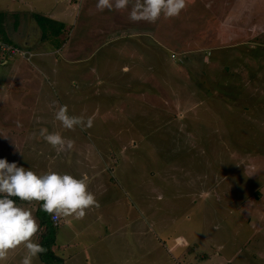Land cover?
Wrapping results in <instances>:
<instances>
[{"label": "rangeland", "instance_id": "374dc122", "mask_svg": "<svg viewBox=\"0 0 264 264\" xmlns=\"http://www.w3.org/2000/svg\"><path fill=\"white\" fill-rule=\"evenodd\" d=\"M135 2L98 10L96 0H72L71 8L68 0H0V13L5 29L13 30L20 15L62 21L67 11L64 25L55 21L67 28L57 44L67 43L63 51L78 45L85 56L95 51L87 54L89 65L103 60L108 72L97 76L107 81L106 99L89 111L97 107L108 119L109 113L133 114L107 120L101 137L128 138L140 147L133 165L138 177L146 172L149 178V249L158 245L167 252L168 264H222L229 258L230 264H264V0H185L177 16L153 23L128 19ZM34 30L30 39L45 44ZM14 40L11 46L31 51ZM134 51L148 57V73H118ZM59 65L68 82L81 78L76 69L83 65ZM145 74L149 88L142 92L134 86ZM5 75L0 72V79ZM142 112L149 117L141 118ZM146 143L145 171L139 163ZM111 159L116 168L123 162L118 153ZM179 240L183 246L171 249ZM22 253V245L10 250L3 264H18Z\"/></svg>", "mask_w": 264, "mask_h": 264}, {"label": "crops", "instance_id": "0c3cea01", "mask_svg": "<svg viewBox=\"0 0 264 264\" xmlns=\"http://www.w3.org/2000/svg\"><path fill=\"white\" fill-rule=\"evenodd\" d=\"M68 1L67 4L71 8L72 0ZM32 15L30 13L25 16L20 15L18 22L13 21L11 28L13 30H6L4 24L2 25L4 34L10 42L14 39L21 40V46L31 50L35 63L29 66L20 64L14 59L10 61L0 59V72L6 74V78L0 79V158L29 168L38 175L54 171L80 178L85 174L87 190L93 194L96 201L95 206L85 210L82 218L58 217L56 227L51 223V215L40 210L39 202H20V206L29 210L39 225L38 232L34 236L35 242L45 231L50 232L48 227L52 226L54 237L51 251L61 258L64 264H168L164 259L167 252L164 253L158 245L149 249V178L146 172L143 174L144 178L138 177L133 165L136 160L139 161L137 156L140 153L139 145L128 138L110 140L108 137H101L102 127L107 120H130L133 114L118 112L115 117L114 114L109 113L108 119L103 117L105 114L102 116L103 113L97 111V107L90 112V105L96 104L99 107V104L104 103L106 99L104 88L107 81L97 76V74L105 76L108 72L103 60L89 65L87 54H94L95 51L87 52L85 56V52L80 51L81 47L78 45L73 46L77 51H72L71 48L63 51V46H67V43L50 51V47L55 43L50 39H42L41 30ZM62 15H64L62 21L50 19L58 20L57 22L64 25L68 17L67 11ZM15 16L17 15L13 14V17ZM44 17L49 19L51 15ZM35 28L45 44L41 45L30 39ZM66 31L67 28L62 29V33ZM10 34H13L14 39L9 37ZM65 38V41H68L69 34ZM134 52L127 55L130 61L127 64L129 67L121 66L117 70L118 73H126V70L148 73L144 69L145 66L149 70L148 57L143 56L140 51ZM121 53V51H112L110 55L121 56ZM60 61L67 66L83 65L80 69H76L77 73L81 74V78L73 79L71 82L67 81L68 78L65 80L63 74L66 70L64 72L63 68L58 67ZM91 76L93 82L89 81ZM143 76L146 79H142ZM143 76L137 79V85L134 86L139 87L142 92L143 88H149L147 82L149 76L147 74ZM119 81L122 87L126 86L121 79ZM129 85L128 81L127 86ZM146 93L149 95L148 90ZM115 94L117 95L116 92ZM60 105H66L71 116L90 118L91 127L83 129L74 127L72 130L62 128L59 122L53 119L54 111ZM80 107L83 112H77L81 110ZM137 114L139 113L136 112L134 116ZM140 116L148 118L149 113L142 112ZM143 125L139 123L137 126ZM42 127L48 132L59 133L66 140H71V149L56 151L50 147L38 135ZM117 135H120V132H117ZM144 147L146 151L142 147L141 151L145 153L141 155L139 166L146 171L149 144L146 143ZM115 153H118L123 161L118 168L111 159ZM42 222L45 226L41 225ZM181 246L183 241L179 240L171 249ZM25 254L22 253L20 257L23 258ZM22 258L17 261L18 264ZM229 259L223 263L230 264L231 258ZM7 261L9 262L10 258ZM13 262L15 263L12 260L8 264H14ZM36 262L39 260H34L33 264Z\"/></svg>", "mask_w": 264, "mask_h": 264}, {"label": "clouds", "instance_id": "9594fccd", "mask_svg": "<svg viewBox=\"0 0 264 264\" xmlns=\"http://www.w3.org/2000/svg\"><path fill=\"white\" fill-rule=\"evenodd\" d=\"M129 2L130 0H96L95 6L98 10L124 9ZM184 8L185 0H136L128 12V19L132 22L153 23L162 16L175 17ZM53 119L67 130L92 125L90 118L69 115L66 105H60L54 111ZM38 135L56 151L72 147L71 140H66L59 133L48 132L46 128H40ZM87 187L85 174L80 178L54 171L38 175L29 168L0 158V264H3L10 250L21 245L26 254L20 264H33L44 252L43 247L34 240L39 225L31 212L20 206V202H39L40 210L54 218H82L85 210L96 203Z\"/></svg>", "mask_w": 264, "mask_h": 264}, {"label": "trees", "instance_id": "16d2710c", "mask_svg": "<svg viewBox=\"0 0 264 264\" xmlns=\"http://www.w3.org/2000/svg\"><path fill=\"white\" fill-rule=\"evenodd\" d=\"M32 18L37 23V26L41 30L42 33V39H50L51 41H54L55 48H58L61 43H58V37L62 34V29L64 26L62 24H59L51 19H48L42 15L39 14H33ZM0 40L8 45H11V42L7 39V37L4 34L2 21H1V13H0ZM14 200L17 198H13ZM41 225L45 226V223L42 222ZM50 232L45 231L38 239L37 243H39L43 249L44 252L38 256L39 262L42 264H64L63 260L53 254L51 251V246L53 244V237L54 234L52 231H54L53 227L50 226ZM53 234V235H52Z\"/></svg>", "mask_w": 264, "mask_h": 264}, {"label": "built area", "instance_id": "2783aa9c", "mask_svg": "<svg viewBox=\"0 0 264 264\" xmlns=\"http://www.w3.org/2000/svg\"><path fill=\"white\" fill-rule=\"evenodd\" d=\"M3 57H17L21 62L30 64V62L34 58V55L31 51L19 49L0 42V59ZM50 220L53 227H56L58 224V217L54 218L53 216H51Z\"/></svg>", "mask_w": 264, "mask_h": 264}]
</instances>
